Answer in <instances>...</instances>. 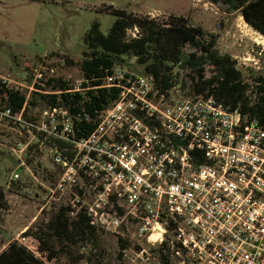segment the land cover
<instances>
[{"label":"built area","instance_id":"built-area-1","mask_svg":"<svg viewBox=\"0 0 264 264\" xmlns=\"http://www.w3.org/2000/svg\"><path fill=\"white\" fill-rule=\"evenodd\" d=\"M106 85L120 93L84 138L63 107L26 122L32 140L14 149L21 167L39 141L33 128L61 168L45 205L68 203L73 215L128 238L135 264H264V125L215 96L178 86L161 93L152 76L122 67ZM2 115L23 121L10 109Z\"/></svg>","mask_w":264,"mask_h":264},{"label":"trees","instance_id":"trees-1","mask_svg":"<svg viewBox=\"0 0 264 264\" xmlns=\"http://www.w3.org/2000/svg\"><path fill=\"white\" fill-rule=\"evenodd\" d=\"M220 4L227 12L241 14L245 22L264 35V0H207ZM117 17L108 34L99 21L93 22L84 36L87 50L80 61L53 52L67 65L78 66L81 78L75 79L43 73L32 91L0 81V120L24 133L19 143H28L29 127L36 123L48 107H63L70 113L78 139L88 136L96 127L100 114L118 97L120 88L106 85L115 68L128 60L143 66V74L152 76L161 93L180 86L184 92L198 97L215 96L231 110L239 109L264 125V72L249 68L245 72L238 61L218 48L219 36L185 15H161L128 12L113 5L98 9ZM11 110L22 122L2 115ZM39 112V117L35 115ZM38 142L28 146L26 165L44 181L59 179L61 168H47L41 162L44 151ZM50 146L48 141H44ZM24 168V167H23ZM42 171V173H40ZM50 173V175H48ZM15 181L14 184H18ZM13 184V185H14ZM0 209H7L5 191L0 189ZM68 203H57L48 213L49 219L23 233L26 242L13 241L0 252V264H130L126 256L133 243L128 238L105 231L85 213L72 214ZM47 213V212H46ZM115 238L116 257L110 256L108 239ZM166 259L162 249H152Z\"/></svg>","mask_w":264,"mask_h":264},{"label":"rangeland","instance_id":"rangeland-1","mask_svg":"<svg viewBox=\"0 0 264 264\" xmlns=\"http://www.w3.org/2000/svg\"><path fill=\"white\" fill-rule=\"evenodd\" d=\"M104 5L152 16H188L192 23L217 34L220 52L237 60L242 70L264 72V35L248 25L241 14L227 12L224 6L207 0H0V81L32 91L37 75L51 74L52 68L54 75L80 80L78 66L49 55L56 52L80 61L87 50L84 36L93 22L99 21L103 33L108 34L117 19L98 11ZM119 67L143 74V66L134 59ZM34 113L39 117L38 111ZM22 138L28 137L0 120V189L5 191L7 202V209H0V252L9 243L22 241L30 227L48 220V213L57 204L45 205L46 187L56 183V178L47 182L31 167H21L14 149ZM41 160L47 168H55L49 156ZM15 173L20 174L18 184L11 182ZM107 247L115 258V238L108 239ZM130 264L135 263L130 260Z\"/></svg>","mask_w":264,"mask_h":264}]
</instances>
